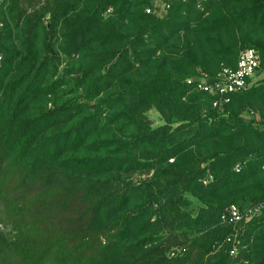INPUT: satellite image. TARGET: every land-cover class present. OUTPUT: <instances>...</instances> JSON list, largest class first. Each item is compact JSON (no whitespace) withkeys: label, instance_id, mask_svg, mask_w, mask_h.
<instances>
[{"label":"trees","instance_id":"trees-1","mask_svg":"<svg viewBox=\"0 0 264 264\" xmlns=\"http://www.w3.org/2000/svg\"><path fill=\"white\" fill-rule=\"evenodd\" d=\"M153 2L3 0L0 264H264V81H189L264 66V0Z\"/></svg>","mask_w":264,"mask_h":264},{"label":"built area","instance_id":"built-area-1","mask_svg":"<svg viewBox=\"0 0 264 264\" xmlns=\"http://www.w3.org/2000/svg\"><path fill=\"white\" fill-rule=\"evenodd\" d=\"M157 0H154L153 7L147 9L148 12L152 10L162 14L167 10L172 4L178 1H188V0H161L162 9H157ZM3 0H0V10ZM3 26V21L0 14V29ZM2 60V55L0 54V62ZM264 81V66L262 63V56L260 52L254 47H245L240 51L237 63L235 66H230L226 63H221L220 68L215 74H210L208 72H201L199 75L194 76L189 79V81H195L197 84V89L208 92L213 96V105L215 107L223 108L224 105L231 101L232 94L247 89L254 82ZM260 80V81H259ZM251 114L257 116L258 111H251ZM239 170V165L236 166ZM231 214L234 219H239L241 216L239 210L235 205H232ZM233 252V251H232Z\"/></svg>","mask_w":264,"mask_h":264},{"label":"rangeland","instance_id":"rangeland-1","mask_svg":"<svg viewBox=\"0 0 264 264\" xmlns=\"http://www.w3.org/2000/svg\"><path fill=\"white\" fill-rule=\"evenodd\" d=\"M35 1H36V2L40 1V2H41V1H44V0H35ZM156 3H157V6H158L157 9L161 10V9H162V1H161V0H157ZM257 80H258V79H256V82H254V83H257ZM259 81H260V80H259ZM250 116H251V115H250ZM250 116L247 115V119H250ZM148 117H149L151 123H152L154 126H158V125H161V124H164V123H165V120H164V118L162 117L161 113H160L157 109H155V108H152V109H150V110L148 111ZM256 120H257L258 122H256L255 124H256L257 126H259L260 128H264V122H259V121H260V116H257V117H256ZM142 176H143V175H142ZM143 177H144V176H143Z\"/></svg>","mask_w":264,"mask_h":264}]
</instances>
